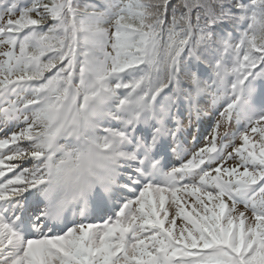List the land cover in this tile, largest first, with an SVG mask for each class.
Here are the masks:
<instances>
[{
	"label": "snow or ice",
	"instance_id": "1",
	"mask_svg": "<svg viewBox=\"0 0 264 264\" xmlns=\"http://www.w3.org/2000/svg\"><path fill=\"white\" fill-rule=\"evenodd\" d=\"M0 264H264V0H0Z\"/></svg>",
	"mask_w": 264,
	"mask_h": 264
},
{
	"label": "clouds",
	"instance_id": "2",
	"mask_svg": "<svg viewBox=\"0 0 264 264\" xmlns=\"http://www.w3.org/2000/svg\"><path fill=\"white\" fill-rule=\"evenodd\" d=\"M58 159L60 158L59 154H58ZM66 166L68 167L69 170H71L74 167V162L72 160H68L66 161ZM64 191H71V188H66ZM63 194V193H62ZM69 203H71V200H69Z\"/></svg>",
	"mask_w": 264,
	"mask_h": 264
},
{
	"label": "trees",
	"instance_id": "3",
	"mask_svg": "<svg viewBox=\"0 0 264 264\" xmlns=\"http://www.w3.org/2000/svg\"><path fill=\"white\" fill-rule=\"evenodd\" d=\"M173 2H175V0H173ZM228 31H232V30H229V29H228ZM220 35H221V36H224V35H226V32H221Z\"/></svg>",
	"mask_w": 264,
	"mask_h": 264
}]
</instances>
